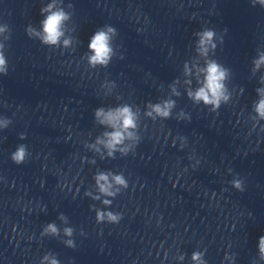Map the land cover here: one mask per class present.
<instances>
[{
  "label": "clouds",
  "instance_id": "obj_1",
  "mask_svg": "<svg viewBox=\"0 0 264 264\" xmlns=\"http://www.w3.org/2000/svg\"><path fill=\"white\" fill-rule=\"evenodd\" d=\"M260 4L264 7V0H252L253 6ZM69 7H72L69 4ZM40 14L43 19L39 22V28L29 25L26 28V33L29 37L37 38L43 45L50 48H70L72 45V38L66 36V22L71 19V14L66 12L62 7V0H52V3L40 9ZM8 30V26L4 25L0 27V33ZM225 31H227L225 29ZM117 35V29L113 26L104 25L97 29L90 38L88 44L87 62L89 67L96 68L107 67L114 55V49L112 45V39ZM199 42L197 51L202 55H207L209 46L215 49L214 38L216 32L213 29H203L198 32ZM5 39H9L6 37ZM5 45L0 43V74L7 75L8 61L5 56ZM254 71L258 70L261 65H264V54H261L258 59L254 60ZM203 80L199 82L201 86L195 91H189L188 96L196 103L202 102L204 105H211L213 111L219 109L222 103H227L229 95L227 94V88L225 81L227 79L226 69L215 60H207L206 66L202 69ZM261 82H264V77L261 78ZM175 93V90H173ZM260 94L259 101L254 106V111L260 120H264V89H257ZM179 95V93H175ZM151 111L147 115L152 116L155 113L156 116L163 119H167L171 116L172 109L175 107L174 100H164L160 103L150 104ZM95 117L101 124H104L112 129L103 133L102 137L97 138V144H102L107 149L108 157L114 158L117 151L122 155H127L129 149L122 147L126 140L138 139L135 136L134 130L137 128V116L128 105L119 106L116 108H110L105 111L104 108H98L95 111ZM11 121L7 118L0 120V127L7 128ZM20 139H25L24 134L20 135ZM29 155L27 146L20 144L16 150L11 154V160L19 165L22 164ZM95 182L99 188L100 193L105 196L115 197L117 192H113L111 189L113 185H117L123 188H127L128 184L125 177L122 174H114L112 172H99L94 177ZM233 186L238 190L242 189V181L237 179L232 181ZM99 199V197H94ZM105 205H110L111 200H104ZM63 219V216L61 215ZM121 219L119 214H114L111 211L96 210L97 222L108 221L111 223H117ZM46 232L53 235L58 234V229L54 223H49L45 229ZM65 235L71 236L73 230L71 228L64 229ZM69 247H74L73 241H66ZM259 250L261 258L264 259V236L259 238ZM45 259H48L46 256ZM183 259V257H181ZM192 260L195 264H205L202 260V253L193 252ZM51 264H59L56 259L51 260Z\"/></svg>",
  "mask_w": 264,
  "mask_h": 264
}]
</instances>
